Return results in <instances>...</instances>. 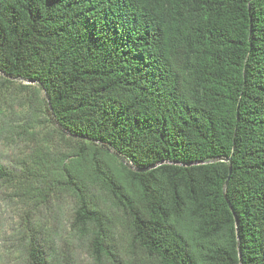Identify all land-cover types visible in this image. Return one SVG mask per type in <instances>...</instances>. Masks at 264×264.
<instances>
[{
	"label": "trees",
	"instance_id": "16d2710c",
	"mask_svg": "<svg viewBox=\"0 0 264 264\" xmlns=\"http://www.w3.org/2000/svg\"><path fill=\"white\" fill-rule=\"evenodd\" d=\"M0 74L51 127L0 161L20 264H264V0H0Z\"/></svg>",
	"mask_w": 264,
	"mask_h": 264
},
{
	"label": "rangeland",
	"instance_id": "374dc122",
	"mask_svg": "<svg viewBox=\"0 0 264 264\" xmlns=\"http://www.w3.org/2000/svg\"><path fill=\"white\" fill-rule=\"evenodd\" d=\"M29 85L28 82L19 81L4 82L0 74V161L5 165H15L21 160L30 149L51 129L48 124L43 123V119L36 125V130L29 128L31 125L30 104L28 98L31 96L29 90L22 88ZM42 97H34L38 109V102ZM33 107L35 105L32 103ZM41 114H39L40 117ZM35 122V121H34ZM33 125V124H32ZM31 127V126H30ZM36 131L37 136H30L26 131ZM19 202L10 197L9 190L0 185V264H20L21 258L14 251L12 245V232L19 227V217L22 212ZM72 203L69 198L61 207L65 219L71 212ZM68 239V264H94L88 255L87 250L81 242L71 239L69 233H65Z\"/></svg>",
	"mask_w": 264,
	"mask_h": 264
},
{
	"label": "water",
	"instance_id": "95a60500",
	"mask_svg": "<svg viewBox=\"0 0 264 264\" xmlns=\"http://www.w3.org/2000/svg\"><path fill=\"white\" fill-rule=\"evenodd\" d=\"M229 173H230V169H229Z\"/></svg>",
	"mask_w": 264,
	"mask_h": 264
}]
</instances>
